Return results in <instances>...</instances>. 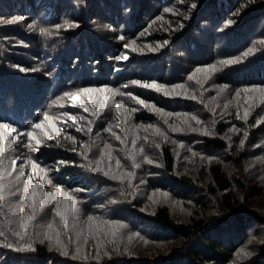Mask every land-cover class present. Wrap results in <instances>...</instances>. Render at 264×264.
Here are the masks:
<instances>
[{"label": "trees", "instance_id": "obj_1", "mask_svg": "<svg viewBox=\"0 0 264 264\" xmlns=\"http://www.w3.org/2000/svg\"><path fill=\"white\" fill-rule=\"evenodd\" d=\"M153 4L0 0V264H264V0Z\"/></svg>", "mask_w": 264, "mask_h": 264}, {"label": "rangeland", "instance_id": "obj_2", "mask_svg": "<svg viewBox=\"0 0 264 264\" xmlns=\"http://www.w3.org/2000/svg\"><path fill=\"white\" fill-rule=\"evenodd\" d=\"M108 3H111V2H108ZM112 4V3H111ZM154 4H153V0H143V8L145 9V10H147L148 8H151L152 6H153ZM152 9V8H151ZM98 15V14H97ZM136 16H140V15H138V13H136ZM109 24V22L107 23V25ZM155 44H157V43H155ZM155 44H152V45H155ZM39 181L37 180V181H35V184H37ZM14 200H12V201H10L11 202V207H14V205L13 204H15L14 202H13ZM16 217H17V219H19V217H18V214L16 213ZM86 224H89V228L91 229V225L93 226L94 225V223H89V221L88 222H86ZM108 225V224H107ZM100 227V226H99ZM103 229H105V225H104V228ZM92 230H96V228H94V229H92ZM53 239L55 240V242H56V244L58 245V244H63V245H65L66 244V240H64L61 236H58V235H54L53 236ZM89 252H90V249H89ZM89 252H87L86 253V255H87V258L89 259V260H91V261H93V262H96L97 261V259H98V257L97 256H93V255H91Z\"/></svg>", "mask_w": 264, "mask_h": 264}, {"label": "snow or ice", "instance_id": "obj_3", "mask_svg": "<svg viewBox=\"0 0 264 264\" xmlns=\"http://www.w3.org/2000/svg\"><path fill=\"white\" fill-rule=\"evenodd\" d=\"M192 7L195 8L196 5L193 4ZM19 19H22V18H13V20H19ZM7 22H12V21H7ZM229 23H231V21H229ZM56 27L59 28L60 25H56ZM69 27H71V25H69ZM42 31H43V30H42ZM119 58H120V57H117V59H119ZM125 58H126V57H125ZM133 83H138V82H133ZM144 87H145V88L152 87V88H156L157 90H159L158 86L155 85V84H153V85H147V84H146V85H144ZM84 91H89V90H88V89H85ZM246 91H247V89H246ZM164 95L167 96V95H169V94H168L167 92H165ZM139 103L142 104L145 108H148V107H149V105L146 104L143 100L139 101ZM81 107H84V105L81 104ZM120 107H122V105H117V108H120ZM161 111H162V110H161ZM169 115H172V113H169ZM176 115H179V114H176ZM4 127H8V126H7V125H4ZM37 127H39V125H37ZM176 130H177V129H173V131H176ZM193 130H195V129H193ZM117 139H119V137H117ZM37 143H39V142H37ZM149 163H151V161H149ZM35 167H36V165H33V169H34V170H35ZM29 179H31V178H29ZM49 183H51V181H50ZM33 187L35 188V187H38V186H37V185H33ZM56 187L59 189V188L62 187V185L57 184ZM27 191H28V189L25 188V192H27ZM59 215H61V216L63 217V216H64V213H63V212H60ZM89 219H91V217H89ZM65 227H67V221H65ZM65 254H66V253H65Z\"/></svg>", "mask_w": 264, "mask_h": 264}, {"label": "bare ground", "instance_id": "obj_4", "mask_svg": "<svg viewBox=\"0 0 264 264\" xmlns=\"http://www.w3.org/2000/svg\"><path fill=\"white\" fill-rule=\"evenodd\" d=\"M61 11H62V10H61ZM122 258H123V257H122ZM122 258H121V259H122ZM125 260H126V259H125ZM119 261H120V259H119ZM135 264H136V263H135Z\"/></svg>", "mask_w": 264, "mask_h": 264}]
</instances>
